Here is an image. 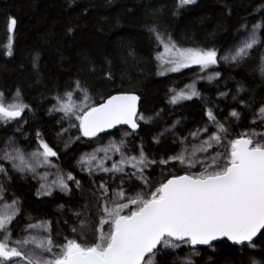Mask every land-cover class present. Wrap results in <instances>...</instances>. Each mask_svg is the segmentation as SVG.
<instances>
[{"label": "snow or ice", "instance_id": "snow-or-ice-1", "mask_svg": "<svg viewBox=\"0 0 264 264\" xmlns=\"http://www.w3.org/2000/svg\"><path fill=\"white\" fill-rule=\"evenodd\" d=\"M76 3L66 0V9ZM198 6L199 0H129L101 19L109 33L133 23L143 39L118 35L110 50H81L75 61L67 50L96 5L69 14L62 34L55 26L47 31L46 50L63 74H49L44 83L41 49L18 67L30 71L32 87H43L37 99L51 105L46 115L58 116L50 136L36 126L37 108L24 90L0 84L6 133L0 136V264H264V0L232 32L224 22L236 5L223 0L200 18L201 26L214 25L202 42L190 40V32L176 37L172 22ZM17 23L8 16L10 34ZM221 29L231 39L227 47L216 39ZM16 55L10 36L0 61ZM149 65L152 75L169 78L163 108L142 99ZM194 67L191 83L171 80ZM221 69H240L243 78ZM193 100L200 119L189 128L171 109ZM145 129L155 151L145 150ZM73 145L92 151L70 157ZM69 159L75 163L65 170L61 163ZM157 172L163 179L153 178ZM29 178L38 184L37 198H68L57 204L58 218L33 216L24 207L14 181ZM221 244L233 249L223 261Z\"/></svg>", "mask_w": 264, "mask_h": 264}, {"label": "trees", "instance_id": "trees-1", "mask_svg": "<svg viewBox=\"0 0 264 264\" xmlns=\"http://www.w3.org/2000/svg\"><path fill=\"white\" fill-rule=\"evenodd\" d=\"M139 2V0H137ZM170 2V0H169ZM236 5L234 16L224 22V27L229 32L234 31V27L237 25L240 17L245 15L247 10L259 2V0H232ZM106 0H77V3L71 9H66V0H0V48H2L8 41L9 37L14 40V48L16 50V58L8 61L4 58V61L0 63H7V69L0 67V84H7L8 87L19 86L25 92V99L27 102H32L33 107L37 108L35 121L36 126L40 127L45 132L46 136H50L51 130L55 127V119L58 116L48 117L45 113V109L51 107L50 104H39L37 99L39 92H42L43 87H32V79L30 71H23L18 67L20 63L28 66V53L33 49H41L44 51V83L47 84L49 80V74L52 79L63 74V69L57 66V57L54 52L47 51L44 44V34L55 26L57 35L62 34L63 26L69 18V14L75 17L83 7L89 4L96 5L94 11L89 13V17L86 18L87 26L83 27L75 35V42L67 50V54L76 59V53L81 50H87L94 55H99L104 50H110L113 46V42L118 38V35H127L132 38H142V34L138 28L133 24H126L124 27L117 28L111 33L108 32L109 25L106 24L101 18L105 15L114 16L120 13L122 6L129 3V0H114L110 8H105L104 4ZM223 0H199V6L192 8L189 13H186L182 18L174 20L171 24L172 31L176 37H182L186 32H190L192 35L189 39H196L203 41L206 34L214 29V25L201 26L200 18L211 14L213 11L218 10ZM13 16L17 19V27L14 33H9L7 30L8 16ZM138 23V22H137ZM94 25L102 26L105 31L99 32ZM217 41L224 44L227 47V43H231V39L223 29L217 32ZM227 41V43H225ZM191 46V45H188ZM141 47H143L141 45ZM68 67L64 65V69ZM149 74L143 79V91L145 104L149 108L153 107H165L166 101V87L169 85V78L152 75L151 72L155 69L149 65ZM197 68L183 70V73L170 74L171 80L180 82L179 87H183L191 81L194 72ZM228 74L235 76V79H242V75H237L240 69H221ZM198 88L205 92V84L201 82ZM206 95L213 96L214 92L211 89L206 91ZM39 105V106H38ZM171 107V106H170ZM221 107H226L225 104H221ZM175 113V117H181L187 121V127H195L194 121L200 119V107L199 102L187 101L184 102L182 108H172ZM240 131L241 129H235ZM11 131V128L8 129ZM6 135L4 130L0 129V136ZM144 137L145 150L148 151L149 147H152L155 151V146L151 145L147 129L141 132ZM118 137V136H117ZM107 138L104 139L105 143ZM91 147H83L80 145H74L70 150L69 156H78L81 152L89 151ZM63 157L61 160L63 161ZM74 159H69L67 163H61V167L65 170L69 169V165L74 164ZM84 183L83 196L88 197V185L84 181L83 176H79ZM154 179H163L157 172ZM37 184L31 180L14 181V191L19 198L24 202V207L27 208L33 216L46 217L48 219L58 218V212L56 210L58 203L67 204L68 198H37L35 196V189ZM85 201H81L83 203ZM76 203V201H72ZM71 238V237H70ZM91 239V238H89ZM233 255V249L228 244H221L219 246V256L217 259L223 261Z\"/></svg>", "mask_w": 264, "mask_h": 264}, {"label": "rangeland", "instance_id": "rangeland-1", "mask_svg": "<svg viewBox=\"0 0 264 264\" xmlns=\"http://www.w3.org/2000/svg\"><path fill=\"white\" fill-rule=\"evenodd\" d=\"M194 68H195V67H194ZM185 70H186V69H185ZM191 82H192V81H190L189 83H191ZM200 83H201V82H200ZM200 83H199V84H200ZM199 84H198V85H199ZM198 85H197V87H198ZM48 117H49V116H48ZM55 131H57L56 126L53 128V130H51V133H52V132H55ZM116 139L119 140V136L116 137ZM106 143H107V139H106V141H105L104 144H106ZM73 146H74V145H73ZM73 146H72V147H73ZM91 151H92V149H90L89 151H84V152H91ZM28 180H31V179L29 178ZM28 180H27V181H28ZM25 181H26V180H25ZM31 181H32V180H31ZM33 182H35V181H33ZM35 183H36V182H35ZM36 184H37V183H36ZM37 187H38V184H37ZM56 210H57V208H56ZM105 230H107V229H105Z\"/></svg>", "mask_w": 264, "mask_h": 264}, {"label": "bare ground", "instance_id": "bare-ground-1", "mask_svg": "<svg viewBox=\"0 0 264 264\" xmlns=\"http://www.w3.org/2000/svg\"><path fill=\"white\" fill-rule=\"evenodd\" d=\"M204 83V82H203Z\"/></svg>", "mask_w": 264, "mask_h": 264}]
</instances>
